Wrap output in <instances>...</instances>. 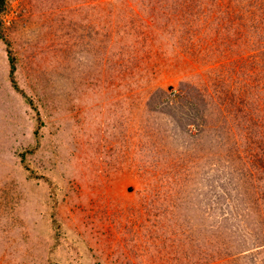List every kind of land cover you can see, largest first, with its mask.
Returning a JSON list of instances; mask_svg holds the SVG:
<instances>
[{
	"label": "rangeland",
	"instance_id": "1",
	"mask_svg": "<svg viewBox=\"0 0 264 264\" xmlns=\"http://www.w3.org/2000/svg\"><path fill=\"white\" fill-rule=\"evenodd\" d=\"M0 20L20 88L0 37V264H264V122L241 115L264 0H5Z\"/></svg>",
	"mask_w": 264,
	"mask_h": 264
},
{
	"label": "trees",
	"instance_id": "2",
	"mask_svg": "<svg viewBox=\"0 0 264 264\" xmlns=\"http://www.w3.org/2000/svg\"><path fill=\"white\" fill-rule=\"evenodd\" d=\"M4 5H5V0H0V13L3 11ZM1 26H2V22L0 20V37L5 39L3 37L2 32H1ZM5 42L7 44V52H8L9 62H10V77H11V81H12V84H13L14 88L19 90L20 88H19V86L17 84V81L15 79L16 59L17 58L15 57V55L13 53V50L10 47V42L8 40H6V39H5ZM259 70H261L259 73H262V68H260ZM254 84H256V81L254 82ZM256 85H257L256 87L259 88L258 92L261 94L260 96L263 99H258L257 102H255V101L254 102H245V106L241 109V112H242L241 115H244V116L248 117L247 116L249 114L248 111H250V112H252V113H254L256 115V119L257 120H255V121L258 122V120H259L260 123L259 122L258 123L260 124V126H263L262 123L264 122V74H258L257 84ZM21 91H23V90H21ZM225 92H227V91L225 90ZM221 93H223V92L221 91ZM22 94H23L24 97H27V95L25 94L24 91L22 92ZM227 94L231 95L230 91ZM209 97L210 98H207V97L205 98V97H201V96L193 97V99H195V100L199 99L198 100L199 104L196 101L194 102L195 108L197 109L198 112H200L199 111V108L201 107L200 102L203 103L204 107L207 106V103L208 104H214L213 101L216 100V99H214L215 96L212 95V96H209ZM250 119H252V117ZM240 155H242V154H240ZM251 173L252 172H249L250 175H251ZM250 177H252V176H250ZM262 195H264V190H263V194ZM262 224H263V222H262ZM261 231H262V233L264 235V228H261ZM253 233H254V231H253ZM258 247H259V249H261V245H258ZM263 253L264 252H260L259 256L262 255V257H263Z\"/></svg>",
	"mask_w": 264,
	"mask_h": 264
}]
</instances>
